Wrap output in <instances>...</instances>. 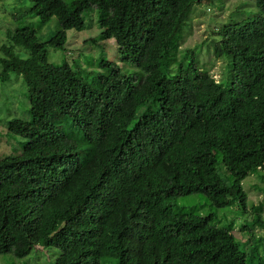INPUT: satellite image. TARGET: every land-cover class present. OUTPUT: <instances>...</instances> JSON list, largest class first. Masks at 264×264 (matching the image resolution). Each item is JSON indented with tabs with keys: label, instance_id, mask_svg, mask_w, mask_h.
Wrapping results in <instances>:
<instances>
[{
	"label": "trees",
	"instance_id": "1",
	"mask_svg": "<svg viewBox=\"0 0 264 264\" xmlns=\"http://www.w3.org/2000/svg\"><path fill=\"white\" fill-rule=\"evenodd\" d=\"M27 1L14 16L27 23L0 44V83L21 75L30 105L29 119L6 122L24 140L0 157V254L41 245L57 250L50 264H264V198L249 204L242 185L264 183V0L215 26L208 67L196 48L179 54L206 0ZM87 10L134 71L40 59L38 48L63 49L68 29L86 27ZM53 16L57 29L39 39ZM192 194L246 218L222 223L181 201Z\"/></svg>",
	"mask_w": 264,
	"mask_h": 264
},
{
	"label": "rangeland",
	"instance_id": "2",
	"mask_svg": "<svg viewBox=\"0 0 264 264\" xmlns=\"http://www.w3.org/2000/svg\"><path fill=\"white\" fill-rule=\"evenodd\" d=\"M254 2L255 0H206L195 4L190 14V25L188 24L190 32L181 41L179 54H182L185 49L196 48L194 52L200 65L205 64V67H208V54H210L208 53V45L211 41L210 33L212 30H215V26L227 23L232 19H238V13L254 11ZM27 4V0H0V44L6 42L7 29L14 30L17 26H23L24 23H27L22 20L16 21L14 17ZM83 15L86 27L80 31L68 29L66 31L67 42L63 49H55L48 45L46 48H38L40 59L48 64L50 70H53L54 66L59 65L62 60H67L69 63L75 60L85 68L98 70L99 67L96 65L97 61L100 58H106L115 61L121 67L122 71H134L135 67L130 62H124L119 58L113 38L101 39L96 12L87 10ZM32 19L34 22L37 21V18ZM57 27V19L53 16L37 32L38 38L41 40L47 39ZM15 49L20 55L25 56L21 49ZM211 59L213 61L212 56ZM213 63L211 73L214 78L219 79L224 64L220 60H215ZM29 107L27 89L22 76L11 72L10 79L0 83V157L19 151L21 140H24V138L10 133L6 127V122L14 117L29 119ZM77 109L80 110L79 107ZM217 169L222 177L226 178L227 171L221 164L217 165ZM256 176L258 177V174ZM253 184H259L253 174L246 177L242 182L243 188L247 192V201L249 204L251 203L250 201L256 202L258 198H264V183L258 189H255L252 186ZM186 198H188L187 200L189 202L195 200V202L204 203L206 205V212L212 209L218 213V217L222 219V223L224 219L229 220L234 218L236 227H238L237 225L241 224L246 218V215H242L235 205L214 208L208 205L209 202H207V199L202 194L187 195L181 201L186 200ZM237 236L240 235L237 233ZM259 251L261 254L264 252V244L260 245ZM56 254L57 250L54 248H44L41 245H37L28 256L21 258L15 257L11 253L0 254V264H50Z\"/></svg>",
	"mask_w": 264,
	"mask_h": 264
}]
</instances>
